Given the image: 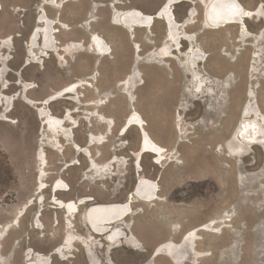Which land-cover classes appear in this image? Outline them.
Instances as JSON below:
<instances>
[{"label":"rangeland","instance_id":"rangeland-1","mask_svg":"<svg viewBox=\"0 0 264 264\" xmlns=\"http://www.w3.org/2000/svg\"><path fill=\"white\" fill-rule=\"evenodd\" d=\"M59 1H66L63 9H46L51 18L59 15L57 41L70 48L68 64L30 52L46 0H0V264H30L28 252L49 255L69 233L73 251L45 256L50 264H264L263 139L236 137L245 109L264 116V0H241L255 11L248 36L236 27L207 28L206 0L176 5L179 22L194 9L181 36L195 41H183L170 57L163 21L134 33L117 23L131 9L154 14L167 0ZM95 35L111 55L103 56ZM191 49L204 56L199 72L191 69ZM196 73L205 90L196 87ZM78 81L86 85L56 98ZM44 109L71 119L68 135L50 131ZM135 111L162 152L141 162L140 175L157 181L160 192L155 202L134 200L125 234L147 243L131 247L92 235L84 214L93 204L125 202L136 184L141 128L122 131ZM56 180L72 189L63 199L93 200L67 216L71 230L64 210L50 203ZM189 231L201 232L199 246L183 237ZM168 241L183 244V252L162 244Z\"/></svg>","mask_w":264,"mask_h":264},{"label":"bare ground","instance_id":"bare-ground-1","mask_svg":"<svg viewBox=\"0 0 264 264\" xmlns=\"http://www.w3.org/2000/svg\"><path fill=\"white\" fill-rule=\"evenodd\" d=\"M184 2H188V0H168L155 12V14H146L138 9H131L121 14L119 22L122 26L126 28L129 27L134 31L138 27L152 29L155 26L157 20L167 21L169 25L167 30L170 37V44L166 47L165 51L170 57V55L175 51L174 47L177 49L181 48V43L183 41L180 40H182V38H185V40L190 39L186 35L183 37L181 36V24L177 21L173 11L174 5H180ZM252 15H254L253 12L249 11L241 0H210V3L205 10V21L210 28L216 30L228 26H237L245 35L248 36L250 32L247 22ZM57 23V21L51 19L48 16L44 9L40 12V15L37 19L38 25L34 28L30 35V52L33 54L36 49H40L43 53H45L42 56L49 57L50 54H53L58 57V60L62 59V62L68 64L69 61L66 59L65 55L69 54L70 48L62 47L59 41H57ZM96 44L103 53V56L111 55V48L100 36H96ZM179 50L181 51V49ZM190 54L192 55L191 63L193 64V69H196V66L200 65V62L205 61L204 56L199 53L195 54L194 49L191 50ZM193 77L196 78L195 82L198 84V90H200L202 86L204 87V80L199 76V74L196 73L193 75ZM83 85L86 84H82L79 81L73 83L57 93L56 98H60L68 94L74 95ZM87 86L90 85L88 84ZM48 99L49 98L43 101V103H46V105L43 106H47V108L50 109L49 106L51 103L48 104ZM242 114L245 121L239 127L236 137L240 138L241 136L242 139H245V137L251 138V141H248L249 144H255L258 142L259 138L262 137V143L264 144V130H262L260 124V121L264 123V116H262L260 113L259 108L258 110L255 109L253 112H250L249 109H245L244 113ZM41 116L46 120L45 125L49 126L50 131H52L54 134L62 133L68 135L69 130L66 128V122H71L70 118L64 121L50 114V111L47 109L41 111ZM253 117L255 118L254 121L247 120ZM126 125L127 126H125L123 133L133 127L141 128L143 132L141 134L142 148L134 154V157L137 160L136 167L139 175L132 190L133 192L129 193V199L122 203L90 205L85 213V222L86 226L91 230L92 233L106 238L107 243H119L125 240L126 245H130L132 247L139 244L138 240L133 235L129 236V234H125L124 231H121V223L134 213L133 203L135 199L142 202H148L146 201L147 198H150V200L152 199V202H155L159 199L160 186L158 182L147 177H142L140 173L143 171L141 163L143 157L148 153L158 155L162 152V148L156 144V142L147 132L146 126H148V123L136 111L127 120ZM262 133L263 135L261 136ZM47 189V186L42 188L43 191ZM69 191L70 187L62 180H59V182L54 186L55 193L52 204L54 205L55 209L64 210V212H67L69 217H75L80 213V205L87 201L84 200V202L80 203L78 201H64L58 197L59 193H68ZM39 217L40 216H38L36 219V224L38 226L41 224ZM31 254L32 253L30 252L29 255L31 256ZM37 256L39 257L38 264H50V259L38 254ZM30 264H33V262H30Z\"/></svg>","mask_w":264,"mask_h":264},{"label":"flooded vegetation","instance_id":"flooded-vegetation-1","mask_svg":"<svg viewBox=\"0 0 264 264\" xmlns=\"http://www.w3.org/2000/svg\"><path fill=\"white\" fill-rule=\"evenodd\" d=\"M121 1H124V0H121ZM168 1V0H167ZM166 1V2H167ZM199 1H201V0H199ZM207 1V4L205 5V10H206V8H207V6L209 5V3H210V0H206ZM55 2V3H54ZM165 2V3H166ZM50 3H53V4H50ZM65 3H66V1H64V2H60L59 0H46V3L45 4H42L41 6H40V9H44L46 12H47V14H48V16L51 18V16L49 15V12H48V10L46 9V6H49V7H52V8H54V9H57V10H60V9H63L64 8V6H65ZM164 3V4H165ZM186 3H190V4H193L194 2H193V0H188V2H186ZM163 4V5H164ZM1 5V4H0ZM60 6H62V7H60ZM176 5H174V7H175ZM2 10H3V7H2ZM2 10H0V12L2 11ZM42 10H39V14H38V16L40 15V12L42 11ZM205 10H204V21H205ZM173 11H174V8H173ZM155 14V13H154ZM174 14H175V12H174ZM253 14H255V13H253ZM37 16V17H38ZM59 16V15H58ZM58 16L56 17V18H51V19H53V20H56L57 22H58V24L57 25H60L61 24V22H60V20H59V18H58ZM121 16V15H120ZM120 16H118V18H117V23L119 24V25H121L120 24V22H119V18H120ZM175 17H176V14H175ZM194 17V9L192 8V9H190V10H188L187 11V14H186V18H185V20H184V22H179L178 21V19H177V17H176V19H177V21L181 24V26H180V32H181V28L182 27H184V26H187V25H190L191 23H192V18ZM36 20H37V18H36ZM157 21H163V20H157ZM157 21H156V23H157ZM164 23H165V25H166V37H167V41H169V39H170V37H169V35H168V30H167V27L169 26L168 25V22L167 21H163ZM156 23H155V25H156ZM38 24H37V21H36V26H37ZM57 25H56V27H57ZM205 25H206V27L207 28H209V29H211V30H216V29H212V28H210L208 25H207V23H206V21H205ZM35 26V27H36ZM122 26V25H121ZM34 27V28H35ZM122 27H124V26H122ZM155 27V26H154ZM153 27V28H154ZM230 27H232V26H228V27H225V28H219V29H217V30H220V29H226V28H230ZM233 27H236V28H238L237 26H233ZM124 28H126V27H124ZM139 28V27H138ZM152 28V29H153ZM152 29H146V31H151ZM239 29V28H238ZM131 30V29H130ZM137 30V29H136ZM136 30H131V31H129V33H134V32H136ZM59 33V31H58V28H57V34ZM182 35V34H181ZM188 35V34H187ZM186 35V36H187ZM56 37H57V35H56ZM96 37V36H95ZM183 37V36H182ZM188 37L190 38V39H187V40H185V38H182V40H180V41H186L187 42V44H189V42H191V40L192 41H195V38H193V37H191V36H189L188 35ZM30 39V38H29ZM169 43H170V41H169ZM30 44H29V42H28V46H29ZM29 48V47H28ZM174 49L176 50L177 48L176 47H174ZM191 50H193V49H191ZM191 52V51H190ZM195 54H197V53H195ZM44 58H46V57H44ZM201 63H203V62H200V64ZM193 64L191 63V67H192V70L193 71H197V69H198V66H196V69H193V66H192ZM198 74V73H197ZM200 75V74H199ZM202 78V77H201ZM204 80V83L206 84H204V87L202 86L201 87V89L200 90H205L206 88H208L209 87V85H208V83L206 82V80L205 79H203ZM196 87H197V85H196ZM127 122V121H126ZM125 125H126V123L124 124V126H123V130L122 131H124V127H125ZM49 128V127H48ZM140 129V128H139ZM130 130V129H129ZM128 130V131H129ZM128 131H126L125 133H123V135L124 134H126ZM141 133H143L142 132V129H140V135H141ZM149 133V132H148ZM142 137V136H141ZM141 141V140H140ZM142 148V145H141V143H140V148H139V150ZM138 150V151H139ZM153 155V154H152ZM137 173H138V171H137ZM59 182V180H56L53 184H52V186H51V189H50V203L52 204V201H53V198H54V186L57 184ZM46 186L48 187V189H49V186H48V184H46ZM69 186V185H68ZM70 187V186H69ZM47 189V190H48ZM41 190V189H40ZM47 190H45V191H40V193H45V192H47ZM72 191V189H71V187H70V191L68 192V193H70ZM65 194H67V193H59L58 194V197L60 198V199H62V200H64V201H72V200H65V199H63L62 197H60V195H65ZM39 199V198H38ZM38 199H36V200H34L35 202L37 201L38 202ZM129 199V197L127 198V200ZM81 200V202L83 201L84 202V200L85 201H87V202H85V203H91L93 200H90V199H87V198H82V199H80ZM79 200V201H80ZM45 202V201H44ZM74 202H77V201H74ZM80 203V202H79ZM84 203V204H85ZM34 204V203H33ZM32 204V205H33ZM41 204V203H40ZM83 205V204H82ZM81 206V205H80ZM28 208V207H27ZM53 208L55 209V207L53 206ZM42 208L40 209V212L41 213H38V214H41V216H42ZM55 210H57V209H55ZM66 213V217H65V223L67 224V216H68V213L67 212H65ZM86 213V212H85ZM37 214V215H38ZM74 218V217H73ZM73 218L71 219V220H73ZM84 221H85V214H84ZM73 222V221H72ZM73 224V223H72ZM42 231H45L47 228H46V226L42 223ZM67 226H68V224H67ZM73 227H74V225H73ZM71 228V227H70ZM68 229H69V226H68ZM72 229V228H71ZM71 229H69V230H71ZM89 229V228H88ZM121 231H124V232H126L128 229H127V226L125 225V223H124V221L121 223ZM90 230V229H89ZM41 231V230H40ZM128 232V231H127ZM90 233L92 234V235H94V236H97V235H95L94 233H92L91 232V230H90ZM69 234H71V233H69ZM68 234V235H69ZM68 235L65 237V240H64V242H63V245H61V246H59L58 248H56L55 249V251L53 252V253H51V254H49V255H44V254H42V255H44V257L45 256H54V255H56V256H59V255H62L63 257H66L67 256V254L66 253H70L71 251H73V249H74V244L75 243H73V245L72 246H70V245H68V241H67V239H68ZM75 235V234H74ZM76 236H78V235H76ZM78 237H80V241H75L76 243L78 242H81L82 241V238H81V236H78ZM120 244L121 243H124V244H122V245H126V241L125 240H123V242L121 241V242H119ZM32 253L31 254V256L29 255V253ZM30 252H28V254H27V256L29 257L30 256V261L29 262H33V264H38V260H39V257L37 256V254H41V253H36V252H34L33 250H31ZM45 258H47V257H45ZM48 259H50V263H52V259H51V257L50 258H48ZM65 260V259H64Z\"/></svg>","mask_w":264,"mask_h":264},{"label":"crops","instance_id":"crops-1","mask_svg":"<svg viewBox=\"0 0 264 264\" xmlns=\"http://www.w3.org/2000/svg\"><path fill=\"white\" fill-rule=\"evenodd\" d=\"M255 12V11H254ZM253 12V13H254ZM139 148H140V146H139ZM133 192V191H132ZM131 193V192H130ZM129 195V194H128ZM127 198H128V196H127ZM138 201H140V200H138ZM142 202V201H141ZM198 227H200V226H198ZM193 229H195V228H193ZM192 229V230H193ZM191 230V231H192ZM191 231H189V232H187L183 237H187V238H191L192 240H193V243H192V246L194 247V246H199V243H200V241L203 239V237H202V235H201V232L200 231H198L197 233H194V234H192V233H190ZM180 232V229H177V228H175V234H178ZM140 242H141V244L142 245H144V243H147V239H145L144 238V242H142L140 239H138ZM166 243H171L172 245H173V248H176L177 249V251H178V253H181V252H183V250L181 249V247H183V244H179V243H177V242H174V241H168V242H164V243H162V244H166ZM162 244H160V245H162ZM160 245H158L157 247H159ZM156 247V248H157ZM155 248V249H156ZM154 252V251H153Z\"/></svg>","mask_w":264,"mask_h":264},{"label":"water","instance_id":"water-1","mask_svg":"<svg viewBox=\"0 0 264 264\" xmlns=\"http://www.w3.org/2000/svg\"><path fill=\"white\" fill-rule=\"evenodd\" d=\"M49 101H50V100H49ZM66 115H67V112L64 114V119H65Z\"/></svg>","mask_w":264,"mask_h":264}]
</instances>
